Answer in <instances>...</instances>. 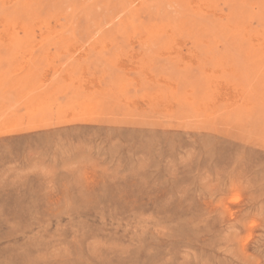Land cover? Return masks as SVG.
Here are the masks:
<instances>
[{
  "label": "rangeland",
  "instance_id": "rangeland-1",
  "mask_svg": "<svg viewBox=\"0 0 264 264\" xmlns=\"http://www.w3.org/2000/svg\"><path fill=\"white\" fill-rule=\"evenodd\" d=\"M61 38L113 54L104 124L15 81ZM0 264H264V0H0Z\"/></svg>",
  "mask_w": 264,
  "mask_h": 264
},
{
  "label": "crops",
  "instance_id": "crops-1",
  "mask_svg": "<svg viewBox=\"0 0 264 264\" xmlns=\"http://www.w3.org/2000/svg\"><path fill=\"white\" fill-rule=\"evenodd\" d=\"M68 34L69 31H81L70 28H55V32ZM83 40V38H80ZM37 44L31 45L36 47ZM31 52L34 64L44 67L47 60H53L55 75L18 74V82H44L50 84L48 89H55V108H69L68 111L60 110L61 116L55 126L45 130L68 129L75 126H88L104 124L96 119L89 118V112H83L84 107L99 106L101 99L112 100L117 97L119 80L117 74H103L107 60L112 58L110 52H102L81 47L82 43L70 42L69 38H61L55 44L39 45ZM84 50V51H83ZM30 51V50H29ZM24 57H21L22 59ZM111 105V103L107 104ZM24 114L20 108L14 111ZM85 113V116H84ZM59 125V126H58Z\"/></svg>",
  "mask_w": 264,
  "mask_h": 264
},
{
  "label": "bare ground",
  "instance_id": "bare-ground-1",
  "mask_svg": "<svg viewBox=\"0 0 264 264\" xmlns=\"http://www.w3.org/2000/svg\"><path fill=\"white\" fill-rule=\"evenodd\" d=\"M65 11V10H64ZM122 12V11H121ZM222 16V15H221ZM103 17V16H102ZM124 17V16H123ZM225 17V16H224ZM60 18V17H59ZM88 21V20H87ZM34 24V23H33ZM228 24V23H227ZM227 26V25H226ZM35 29V28H34ZM3 32V31H2ZM205 32V31H204ZM4 33V32H3ZM204 34V33H203ZM51 35V34H50ZM53 36V35H52ZM247 36V35H246ZM9 37V36H8ZM148 37V36H147ZM145 40V39H144ZM93 41V40H92ZM190 49V48H189ZM162 50V49H161ZM84 51V50H83ZM251 75V74H250ZM160 99V98H159ZM259 104V103H258ZM59 126V125H58ZM37 128V127H34ZM235 131V130H234ZM258 139V138H257Z\"/></svg>",
  "mask_w": 264,
  "mask_h": 264
}]
</instances>
